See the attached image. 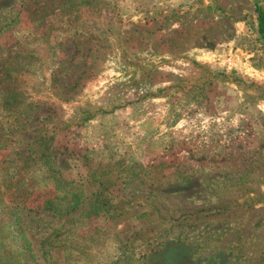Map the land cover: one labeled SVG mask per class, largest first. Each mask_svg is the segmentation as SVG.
Instances as JSON below:
<instances>
[{
  "label": "rangeland",
  "instance_id": "1",
  "mask_svg": "<svg viewBox=\"0 0 264 264\" xmlns=\"http://www.w3.org/2000/svg\"><path fill=\"white\" fill-rule=\"evenodd\" d=\"M264 0H0V264H264Z\"/></svg>",
  "mask_w": 264,
  "mask_h": 264
},
{
  "label": "trees",
  "instance_id": "2",
  "mask_svg": "<svg viewBox=\"0 0 264 264\" xmlns=\"http://www.w3.org/2000/svg\"><path fill=\"white\" fill-rule=\"evenodd\" d=\"M258 15H259V26H260V32L264 33V12L261 10V8H256Z\"/></svg>",
  "mask_w": 264,
  "mask_h": 264
}]
</instances>
